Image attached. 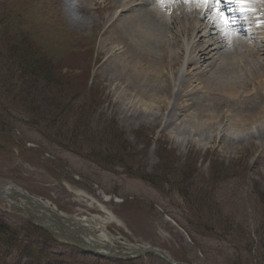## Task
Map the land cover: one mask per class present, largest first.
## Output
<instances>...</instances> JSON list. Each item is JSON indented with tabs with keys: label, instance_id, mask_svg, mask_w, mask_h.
I'll return each instance as SVG.
<instances>
[{
	"label": "rangeland",
	"instance_id": "obj_1",
	"mask_svg": "<svg viewBox=\"0 0 264 264\" xmlns=\"http://www.w3.org/2000/svg\"><path fill=\"white\" fill-rule=\"evenodd\" d=\"M79 1L80 15L86 19L94 0ZM17 3L18 0H0V7ZM61 7L60 13L63 14V1ZM61 14L58 16L62 25L82 36L96 38L95 55L88 58L89 49L84 51L86 45L92 43L88 37H79L80 44L73 34L58 36L55 33V38L50 39L41 28L24 25L29 24L28 20L14 19L11 22L13 30L8 33L10 43H4V48H18L27 41L35 49H42L52 67L59 66L60 76L68 82L57 97L52 82L44 84L38 80L31 84L32 76L27 77L28 83L15 79L16 74L9 66L20 76L16 59H5L6 63L0 56V181L10 182L50 201L63 213L77 217L102 218L100 209L111 210L118 225L108 226L110 233L120 236L121 241L162 248L177 261L187 258L197 264H264V209L259 195H264L263 133L259 134L251 127V136L221 135L218 126L213 133L216 137L208 145L198 146L189 141L175 144V139L171 137L172 128L169 125L164 127L166 118L155 122L149 116L125 117L115 96V85L110 81L115 71L105 65L109 57L98 45L99 37H105L102 34L105 13L101 12L99 18L95 15L89 19L91 26L88 27L73 25L64 13L66 24ZM18 26L23 27L20 29L22 34H19ZM79 47L78 51H74ZM88 65L91 67L88 81L91 88H86L92 94L90 100L85 95H79L82 87L79 77ZM9 79H13L11 91H8L7 85L2 87ZM11 97L17 98L16 107H12L14 100ZM49 98L54 104H61L64 98L65 104L70 105H67V114L60 117L58 125L66 124L63 130L68 138L77 125L88 144L80 147V153L96 154L100 150L96 146L101 134L109 131L115 135L112 127L116 124L118 131L124 135L121 142L126 139L127 144L138 151L139 163H144L149 172L158 163L170 167L166 179L173 185H160L159 189L127 178L120 171L113 172L81 159L73 150L64 149L60 141L55 145L45 140L34 128L32 117L36 120L52 110L47 104ZM181 126L194 128L195 125L186 121ZM60 127L56 126L54 130ZM191 134H187L188 138ZM68 138L61 139L67 143L70 141ZM71 139L74 140V136ZM189 165L193 169L190 171L192 174L188 172L186 180L182 178V172L184 166ZM162 172L167 173L165 170ZM174 185L188 191L196 218L203 225L210 226L211 230L205 236L188 223L190 207ZM199 195L202 200L196 199ZM217 218L221 225L214 229V219ZM225 221L228 224L225 225ZM72 251L70 247L63 246L56 250L60 264H99V260L93 258L81 260ZM5 255V264H20L14 258L15 254ZM100 263L118 264L104 260ZM132 264L164 263L154 257H142Z\"/></svg>",
	"mask_w": 264,
	"mask_h": 264
},
{
	"label": "bare ground",
	"instance_id": "obj_2",
	"mask_svg": "<svg viewBox=\"0 0 264 264\" xmlns=\"http://www.w3.org/2000/svg\"><path fill=\"white\" fill-rule=\"evenodd\" d=\"M107 2L113 13L104 24L107 32L102 45L104 49L109 46L110 52L105 65L115 71L110 81L125 117L166 118L164 126L172 128L175 144L193 137V144L208 145L220 125L229 136H251V127L264 135V63L255 59L264 61L260 58L263 36L252 42L259 45L254 51L243 39L246 33L240 24H230L218 36L211 9L181 3L165 12L149 0ZM227 10L228 17L238 22L237 5ZM241 62L248 70L257 64L261 71L253 72L256 82L248 77L252 89L245 84ZM215 109L218 112L210 113ZM186 121L194 128L182 127Z\"/></svg>",
	"mask_w": 264,
	"mask_h": 264
},
{
	"label": "trees",
	"instance_id": "obj_3",
	"mask_svg": "<svg viewBox=\"0 0 264 264\" xmlns=\"http://www.w3.org/2000/svg\"><path fill=\"white\" fill-rule=\"evenodd\" d=\"M22 32V30H19V34H22ZM18 48L20 49H18L17 52L15 48V53L19 58V66L21 67L23 75L27 74V72L29 74L33 73L35 76L34 81L39 80L47 83L56 82V84L62 82L63 78L57 75L60 70L59 66L52 67V62L42 53V49H35L34 46L29 45L27 41L23 42L22 48L21 46ZM64 85L67 86V82Z\"/></svg>",
	"mask_w": 264,
	"mask_h": 264
},
{
	"label": "snow or ice",
	"instance_id": "obj_4",
	"mask_svg": "<svg viewBox=\"0 0 264 264\" xmlns=\"http://www.w3.org/2000/svg\"><path fill=\"white\" fill-rule=\"evenodd\" d=\"M163 2V0H162ZM177 2V0H173ZM184 4L195 5L198 8H202L204 11L211 9L214 21L219 23L223 29H227L234 20H230L226 12L223 10L225 5L235 4L239 9L252 4L254 0H179ZM264 2V0H262Z\"/></svg>",
	"mask_w": 264,
	"mask_h": 264
}]
</instances>
